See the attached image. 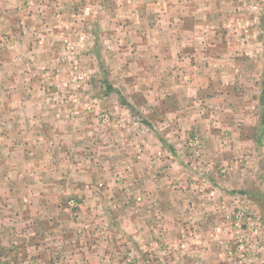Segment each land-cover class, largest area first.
<instances>
[{
	"label": "rangeland",
	"instance_id": "obj_1",
	"mask_svg": "<svg viewBox=\"0 0 264 264\" xmlns=\"http://www.w3.org/2000/svg\"><path fill=\"white\" fill-rule=\"evenodd\" d=\"M263 71L264 0H0L6 247L30 264H183L201 249L229 264L232 224L166 221L135 165L197 191L216 167L197 127L221 108L209 93L241 101L228 90Z\"/></svg>",
	"mask_w": 264,
	"mask_h": 264
},
{
	"label": "crops",
	"instance_id": "obj_2",
	"mask_svg": "<svg viewBox=\"0 0 264 264\" xmlns=\"http://www.w3.org/2000/svg\"><path fill=\"white\" fill-rule=\"evenodd\" d=\"M133 28L141 31L142 24L139 22ZM260 64L263 66V63ZM254 76L257 83L253 81ZM248 77L250 80L246 79L244 85L238 86L239 89L228 90L229 96L243 95L244 99L241 101L225 104L224 100L222 105L220 97L224 93H209L212 97H218L212 99L220 103L221 108H214L213 111L208 108L206 113L217 115L215 123H206L203 117L197 122V127L207 145L204 158L214 162L216 167L211 168L212 177L206 178L205 175L199 174L202 175V187H197V191L194 187H180L182 190L179 191H174L171 187H154L151 178L156 179V176L146 172V164L135 165L139 175L135 176L134 180L138 184L147 182L148 194L156 193L158 196L156 199H148V208L163 207L166 213L164 216L170 219L166 221L176 218L187 223L201 224L203 228H211L216 224L232 223L233 214L239 211L238 209L247 210L264 221V71L258 76L254 73L247 74ZM216 80L220 81V76ZM260 80L261 84L258 83ZM200 88L206 95L210 89L209 84ZM222 144L226 145L225 149H222ZM145 173L151 178H142ZM150 214L148 216L151 223L155 222L154 218L160 219L157 210ZM8 240L6 233L0 230V264H15L17 255L23 256L20 264H30L29 251L27 252L29 249L23 247V254H18L17 248L6 247ZM196 256L197 260H194ZM204 256L209 257L206 264L222 262V255H217L211 250L206 251L204 255L201 249L200 254L194 251L188 253L183 264H205Z\"/></svg>",
	"mask_w": 264,
	"mask_h": 264
},
{
	"label": "built area",
	"instance_id": "obj_3",
	"mask_svg": "<svg viewBox=\"0 0 264 264\" xmlns=\"http://www.w3.org/2000/svg\"><path fill=\"white\" fill-rule=\"evenodd\" d=\"M234 245L226 249L229 264H255L264 251V221L247 210L234 212Z\"/></svg>",
	"mask_w": 264,
	"mask_h": 264
}]
</instances>
